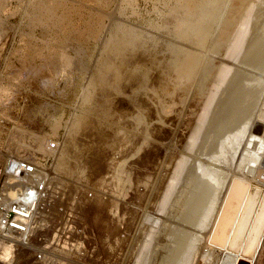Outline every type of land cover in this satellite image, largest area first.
<instances>
[{
  "label": "rangeland",
  "instance_id": "rangeland-1",
  "mask_svg": "<svg viewBox=\"0 0 264 264\" xmlns=\"http://www.w3.org/2000/svg\"><path fill=\"white\" fill-rule=\"evenodd\" d=\"M24 1L26 2L27 0ZM75 1L77 2L78 0ZM80 1L77 4H80L82 8V16L77 15L74 18V22L83 27L85 22L89 20L90 13L98 11L100 5L94 0H86V2L83 0L85 2H83L84 5ZM136 1H134V5L137 11L133 12L132 7L126 4V1L110 0L111 4L109 3V6L105 8L107 11L110 10V20L106 16L103 23L107 24L105 29L109 30L114 24H117L116 20H118V24L123 23L124 25H122H126L128 28L134 26L131 27L133 31L136 30L134 32L138 34L140 31V33L142 32L140 36H143L144 39L147 38L145 40L149 42H144V39L142 41L143 44L146 43L148 45L144 44L142 48L139 45L126 52L130 55L131 60L133 59L132 61L130 60V64L136 69L133 71H135V76H137H133L135 78L133 80L129 79L130 76L129 78L126 76L127 78L123 79L128 84L131 81H135L136 78L141 77L142 80L139 79L141 81L145 80L142 83H146V86L142 88L140 83L141 86L139 85L138 87L141 88H138L134 86L138 84L136 81L134 85L132 82L130 85H127L124 83L125 81L121 80L123 83L119 82V91L125 94L120 96L121 93L117 92L116 98L115 96L113 97L115 99L114 102H112L113 98L111 99L112 103L110 102L111 107L108 108L109 111L103 110L102 112L101 99L95 98V100L91 99L88 102L85 100L84 93L82 94V92H85L86 85L93 80L91 79V73H94L92 70L96 66L95 59L101 55V46L103 45L101 43L103 42L102 39L105 38V36L103 37L105 32L102 34L103 38L101 37L100 43L97 44L94 42L79 43L72 41V44H78L80 47L83 46L82 54H79V56L89 68L88 71L87 68L85 73L75 69L69 72V75L67 73L65 78L60 73V76L56 75L54 87L38 89L31 84L29 85L25 79L18 78L19 80L16 79V81L10 77V72L12 69L21 68L22 64L20 65L19 62L21 61L22 63L23 58H30L29 55L33 49V45L30 46L31 50L28 49L29 46L27 45L33 41L34 48L40 47L43 41L38 38L43 39L46 33L41 25L39 26L38 24L36 26L28 20L25 13L22 15L25 8L23 2H20V0H9L8 11H10V14L8 11H5L0 15L2 17L1 20H3H0V85H8L10 87L9 94H0V97L2 96L0 98L2 104L0 106V160L6 155L18 158L11 152L9 146H7L8 144L6 145L12 135V131L10 130L14 129L16 123L24 121L26 118L25 109L28 105L36 106L35 111L37 110L36 112L39 111L40 113H35V120L41 124L43 131L49 136V144L45 148V156L53 152L52 157L55 158V164L58 165H55V168L58 167V170H55L58 173L61 170L59 174L67 177V184L72 185V188L76 191H74V194L78 197L77 201L80 203L81 213L88 220L87 227L93 241L91 245L97 251L93 255L94 259L106 260L118 255L116 260L118 264H136L138 260L139 264H164L162 263L166 254L164 247L168 243L166 247L168 251L169 244L171 243V241H167L173 235L177 234L178 236L181 231H185L186 235L184 237L188 236V238H185L187 242H184L185 249L189 248L190 245L187 247V244H189L190 238L192 240V237L194 245H191L193 247L192 249L190 247V252L189 249L187 250L188 253L185 251V254H188V258L183 254L185 255L182 256L183 259L178 261L184 262L178 263L177 261L175 264H222L225 253H231L235 257V264H264V0H218V2L217 0H213L214 2L216 1L213 4L212 0H207V2H205L206 0H199L201 1L200 7H204L210 3L214 6L207 5V9L206 7L203 8L205 9L204 11L199 7L201 10H198L194 14L198 19L194 17L197 20L195 22L196 27L190 26L189 33L187 31L188 34L184 37V40L183 37H179L175 33L174 23L171 18L166 19L158 26L153 24L150 26V22L157 18L158 12L156 13V9H154L156 0ZM92 2L93 4H91ZM202 3H206V5ZM120 5L122 6L120 7ZM199 11H202L203 14ZM210 13L213 14L211 15ZM208 14L210 15L208 16ZM197 15L199 16L197 17ZM202 16L203 20H201ZM27 24H29V27ZM167 24L169 25L167 26ZM30 27L33 28L28 29ZM40 29L41 35L37 33ZM19 30H22V32H19ZM25 30H29V33ZM43 32L44 35H42ZM50 33L53 32L50 31ZM31 34L35 35L32 36L34 38L31 37ZM243 34L248 37L241 38ZM35 37L37 40H35ZM239 37L243 40H239ZM151 38L153 39L149 40ZM234 40L237 44H235ZM154 41H157L159 46ZM147 46L150 49L148 51ZM237 46L239 47L235 48ZM68 48L67 51L75 56L72 46ZM134 49H137V53H135ZM138 50H140V53ZM231 55L233 56L232 58ZM183 56L187 58L185 61L188 63L190 61L189 64L184 61ZM36 58L33 61L37 63L39 62V58ZM179 60H182L181 64ZM13 65H15L14 68ZM137 67H140L139 71ZM222 71H224L223 74H226L223 75ZM140 72L144 73L145 78L142 77L143 74ZM88 73L90 74L88 75ZM164 79L165 84L166 79H171L167 84L170 83V89L172 88L171 90L173 91V93L171 92L172 98H175L173 100L170 96L172 100L169 99L171 109L165 113V116L163 115L160 118L157 112L159 108L155 102L163 94L161 86L165 87L163 85ZM7 81L9 82L7 83ZM15 81L16 84L14 83ZM217 81L219 82L218 84H216ZM254 81L255 83H253ZM213 84H216L215 88ZM126 85L128 88H124ZM122 88L125 90L123 91ZM129 88L136 91L133 90L132 92ZM248 88L250 91H248ZM13 93H15L16 97ZM243 93L244 95H242ZM78 94H81V96H78ZM136 94L141 98L140 100H138V97L136 98L138 104L135 103V99L132 97ZM129 95L132 96L129 97ZM11 96L13 100H11ZM3 97H5L6 101ZM80 97L82 98L80 99ZM132 99L134 101L132 103H135L133 106L136 107L132 106ZM209 99L212 104L211 107L209 106L211 105ZM212 99L213 101H211ZM243 99H245V103ZM40 100L45 101L47 104L42 105V107L38 103ZM141 100L142 102H140ZM92 101L95 102L93 103ZM138 101L144 108L143 110L141 107V110H143L146 118L140 123L135 120L136 112L139 110ZM78 102L82 108L78 105ZM97 102H99V109L96 108L98 106ZM104 112L108 114L105 115ZM74 114L75 117H73ZM81 114H85L86 116ZM79 115L88 119L91 117L89 120H93L92 123L95 122L93 125L97 128L94 129L98 134V139L96 138L89 142L79 155H74L75 159L70 157V160H64L66 169L64 168L63 171L59 168V165L62 163L63 158H65L64 153L70 149L69 146H73V140L68 134L69 126H67V122H69L68 125H70V122L72 124L73 120L80 117ZM203 117L205 119H201ZM202 120L205 121L202 122ZM196 121L198 122L196 123ZM232 121L235 123L231 124ZM199 124L200 129L198 128ZM66 126L68 129L65 128ZM9 134L11 135L9 136ZM194 134L197 135L194 136ZM194 137L196 138L193 139ZM81 138L85 139L83 136ZM85 140L82 142H85ZM52 142H55L56 148H52ZM66 154L68 155V153ZM97 160L99 162H96ZM29 161L34 162L33 160ZM91 165L96 166L97 169H89ZM85 167L89 173H86ZM68 168L72 170L66 171ZM83 172H85V177L82 174ZM118 174L122 175L121 184L117 180ZM210 178L215 182L217 189L219 188L215 196L216 199H213L215 202L212 201L213 203L209 205L211 211L208 212L207 210L208 216L205 215L204 218H201L203 220H194L190 218L191 203L197 198L195 195L198 192L196 191H201L200 193L203 195L204 184ZM203 179L204 184L202 183ZM163 191H165L164 194ZM90 192H92V196H89ZM161 200L164 202L162 203ZM192 221L193 223H190ZM197 223H200V225ZM153 227L159 230L157 229V232L155 230L154 234L156 236L153 234L152 237L150 233L153 232ZM176 229L178 232H176ZM187 230H189V234H187ZM149 234L151 240L149 239ZM179 237L181 236L179 235ZM147 239L150 240L148 243L146 242ZM1 241L9 245H7L4 255L0 254V264H55L36 262L11 241L0 239ZM190 244L192 243L190 242ZM145 245L148 247L147 250L145 249L146 247L142 250ZM143 251L147 252H145L146 255ZM8 252L10 253L9 256ZM141 253L144 254H142V257H144L142 260L139 259L142 258L139 256ZM234 254H238L239 257L237 258ZM57 264L64 263L58 261Z\"/></svg>",
  "mask_w": 264,
  "mask_h": 264
},
{
  "label": "bare ground",
  "instance_id": "bare-ground-1",
  "mask_svg": "<svg viewBox=\"0 0 264 264\" xmlns=\"http://www.w3.org/2000/svg\"><path fill=\"white\" fill-rule=\"evenodd\" d=\"M24 0H20V2H23ZM72 1V2H71ZM27 0L26 2L24 1L23 3L25 4V8H24V12L22 13V15L25 13V15L28 17V20L31 22V23H34L36 26L39 24V26L41 25L43 28H44V31H45V37L43 38V39H41L40 37L38 38V36H37V38L39 39V40H41V41H43V43H42V45L41 46H43L42 48H41V46L40 47H35L34 48V42L32 41L31 43H29V45H27V46H29L28 47V49H30V46H32L33 47V49L31 50V52H30V58H23V60L22 59H20V60H22V63H21V61L19 62V64L21 65V68L20 69H17V68H15V69H12V71L10 72V77H12V78H14L15 80L16 79H18V78H22V79H25L26 81H28V84L30 85H32V86H34V87H37L38 89L39 88H52V87H54V85L56 84L55 83V80H56V75L57 76H60L59 74L60 73H62L63 75L62 76H64V78L67 76V75H69V72H72L73 70H75V69H77V70H79V71H82L83 73H85L86 72V68H87V71H88V67H87V65L85 64V62H84V60L82 59V58H80V56H79V54H82V50H83V44L81 45L82 47H80V46H78V44L76 45V44H72V41H75V42H79V43H82V42H94L95 44H97V43H100V39H102L104 36H105V38L104 39H102V43L101 44H103L101 47H102V52H101V55L99 56V58H97V59H95V64H96V66H94V70H92V71H94V73H91V75H92V78L91 79H93V80H91V82H89L88 83V85H86L85 84V82H84V84L86 85V90H85V92H82V94L84 93V98H85V100L86 101H91V99L93 100H95V98H99L98 100H100L101 99V101H102V103H100L101 104V109H102V112H103V110L104 111H106V112H108L109 110H108V108L109 107H111V105H110V102L112 101L111 99L115 96V98H116V93L118 92L119 94H120V96L122 95L123 96V94H125V93H123V92H121V91H119V88L120 87H118V85L122 82L121 80H123V79H125V78H127L126 76H128V78H129V76H130V78L129 79H131V80H133V79H135V78H133V76L134 77H136L135 76V74L136 73H134L135 71H133V70H136V69H134V67H132L131 66V64H130V60H131V57H130V55L129 54H127L126 52L127 51H130L131 49H133L134 47H136V46H139V47H141L142 48V46L144 45V44H146L147 42H149V41H146L145 39H147V38H143V36L141 37L140 35H142V32L140 33V31L138 32V34H137V32H134V31H136V30H134L133 31V28H131V27H134V26H130L129 28H128V26L126 27V25L125 26H123L122 24H118V20H116V23L117 24H114L109 30H107V29H105L106 28V25H105V23H103V20L105 19V17L108 19L109 17H110V10L109 11H107V10H105V8H107L108 6H109V3L111 4V2H110V0H94L98 5H100V8L98 9V11H93L92 9V11L93 12H91L90 13V18H89V20H87L86 22H85V25L83 26V27H80L79 25H78V23H75L74 22V18L77 16V15H81L82 14V8H81V6H80V4H77V2L78 1H80V0H78L76 3L74 2V0ZM82 1V5H84V3L86 2V0H85V2L83 1V0H81ZM80 1V2H81ZM124 1H126L127 3L126 4H128V5H130L131 7H132V9H133V12H136L137 10H136V6L134 5V1L135 2H137L136 0H124ZM213 1V0H212ZM220 1V0H219ZM19 2V1H18ZM84 2V3H83ZM94 2V3H95ZM114 2V1H113ZM112 2V3H113ZM204 2V1H203ZM205 2H207V0L205 1ZM209 2H211V1H209ZM216 2V1H215ZM214 1L212 2V4L213 3H215ZM217 2H218V0H217ZM22 3V4H23ZM79 3V2H78ZM88 3V2H87ZM155 3V2H154ZM158 3V4H157ZM199 3H200V5H199ZM10 3H9V0H0V15L1 14H3V12H5V11H8V5H9ZM23 4V5H24ZM91 4H93V2L91 3ZM156 5H154V9H156V13H157V18L154 20V21H151L150 23V26L153 24V25H160L163 21H165L166 19H172V21H173V25H174V30H175V33L179 36V37H183V40H184V37L185 36H187V34L189 33V28H190V26L191 27H196L195 26V22L198 20L197 18H196V16L194 15V14H196V12L198 11V10H201V9H203L204 7H206V9H207V5H211V3L210 4H207L206 5V3H202V4H204V5H206V6H204V5H202V6H204V7H200L201 6V1H199V0H156V3H155ZM217 4V3H216ZM21 5V4H20ZM88 5V4H87ZM95 5V4H94ZM125 5V4H124ZM86 6V5H85ZM90 6H92V5H90ZM89 6V7H90ZM112 6V5H111ZM122 5H120V7H121ZM212 6H214V5H211V7ZM253 6V5H252ZM19 7V6H18ZM83 7V6H82ZM201 9H200V8ZM87 8V7H86ZM93 8V7H92ZM209 8H210V6H209ZM208 8V9H209ZM17 9H19V8H17ZM21 9V8H20ZM96 9H97V6H96ZM212 9V8H211ZM249 9V8H248ZM247 9V10H248ZM16 10V9H15ZM23 10V9H22ZM86 10H88V9H86ZM85 10V11H86ZM205 9H203V11H204ZM12 12H13V10H11ZM20 11V10H19ZM10 11H8V13H9ZM11 12V13H12ZM21 12V11H20ZM200 12V11H199ZM199 12H198V14H199ZM207 12H208V10H207ZM209 12H211V11H209ZM213 12V11H212ZM249 12H250V10H249ZM264 12V11H263ZM113 13V12H112ZM200 13H202V11L200 12ZM205 13V12H204ZM262 13V12H261ZM5 14V13H4ZM10 14V13H9ZM86 14V13H85ZM203 14V13H202ZM201 14V15H202ZM211 15L213 14V13H210ZM210 14H208V16L210 15ZM263 14V13H262ZM8 15V14H7ZM88 15V14H87ZM200 15V16H201ZM247 15V14H246ZM250 15V14H249ZM249 15H248V17H249ZM5 16V15H4ZM82 16V15H81ZM85 16V15H84ZM114 16V15H113ZM199 15H197V17H198ZM204 16V15H203ZM203 16H202V19L201 20H203ZM197 19V20H195V18ZM253 17H255V16H253ZM88 18V17H87ZM118 18V17H117ZM204 18H205V16H204ZM2 19V17L0 16V20ZM24 19H26V18H24ZM23 19V20H24ZM114 19V18H113ZM250 19V18H249ZM109 20H110V18H109ZM200 20V21H201ZM245 20V19H244ZM1 21H3V20H1ZM148 21V20H147ZM199 21V22H200ZM260 21V20H259ZM78 22V21H77ZM110 22V21H109ZM202 22V21H201ZM261 22V21H260ZM80 23H82V22H80ZM248 23V22H247ZM1 24V23H0ZM3 24V23H2ZM25 24V23H24ZM245 24H246V22H245ZM35 25H34V27H35ZM128 25V24H127ZM164 25H165V23H164ZM169 24H167V26H168ZM199 25H201V24H199ZM199 25H197L198 27H199ZM255 25H256V23H255ZM25 26H26V24H25ZM27 26L29 27V24H27ZM162 26H163V24H162ZM153 27V26H152ZM161 27V26H160ZM243 27H244V25H243ZM246 27V26H245ZM18 28V27H17ZM31 28H33V27H30V28H28V29H31ZM38 28V27H37ZM131 28V29H130ZM136 28V27H135ZM143 28V27H142ZM158 28V27H157ZM169 28V27H168ZM257 28V27H256ZM259 28V27H258ZM42 29V28H41ZM41 29L39 30V32H37V33H41ZM106 31H105V30ZM137 29V28H136ZM141 29V28H140ZM161 29H162V27H161ZM163 29H165L164 27H163ZM194 29V28H193ZM242 29V28H241ZM23 30H24V28H23ZM139 30V29H138ZM142 30V29H141ZM171 30V29H170ZM169 30V31H170ZM240 30V29H239ZM247 30V29H246ZM26 31V30H25ZM24 31V32H25ZM50 31L51 32H53V33H50ZM107 31H109L108 33H106ZM162 31V30H161ZM187 31H188V33H187ZM248 31V30H247ZM246 31V32H247ZM19 32H22V30L20 31L19 30ZM23 32V33H24ZM27 33H29V30L28 31H26ZM30 32H31V30H30ZM106 34H105V33ZM146 32H147V30H146ZM145 32V33H146ZM244 32V31H243ZM255 32V31H254ZM262 32V31H261ZM27 33H26V35H27ZM104 33V35H103V37H102V34ZM140 33V34H139ZM144 33V34H145ZM248 33V32H247ZM6 34V33H5ZM148 34V33H147ZM158 34V33H157ZM242 34V33H241ZM23 35V34H22ZM34 35V34H33ZM32 34H31V37L33 36ZM41 35V34H40ZM42 35H44V32L42 33ZM150 35V34H149ZM236 35H238V34H236ZM239 35H240V32H239ZM257 35V34H256ZM30 36V35H29ZM35 36V35H34ZM53 36V37H52ZM147 37H148V35H146ZM154 36V35H153ZM242 37L241 38H243V37H248V36H245V34H243V35H241ZM251 36V35H250ZM258 36V35H257ZM264 36V35H263ZM21 37V36H20ZM26 37V36H25ZM42 37V36H41ZM102 37V38H101ZM144 37H145V35H144ZM150 37V36H149ZM173 37H174V35H173ZM176 37V36H175ZM237 37V36H236ZM32 38H34V37H32ZM31 38V39H32ZM154 38V37H153ZM153 38H151V39H149V40H152ZM157 38V37H156ZM178 38V37H177ZM187 38V37H186ZM193 38V37H192ZM240 37H239V40H243V39H241ZM246 38H244V39H246ZM250 38V37H249ZM23 39V38H22ZM144 39V40H143ZM253 39V38H252ZM1 40V39H0ZM24 40V39H23ZM35 40H37L36 39V37H35ZM145 42L146 41V43H144L143 44V41ZM164 40V39H163ZM174 40V39H173ZM248 40V39H247ZM25 41V40H24ZM153 42V41H152ZM156 42V45L158 44L157 43V41H154V43ZM159 42V41H158ZM187 42V41H186ZM234 42H235V44H237L236 43V41L234 40ZM241 42H243V41H241ZM41 43V42H40ZM150 43H151V41H150ZM35 44H37V43H35ZM39 44V43H38ZM44 44V45H43ZM162 44V43H161ZM245 44V43H244ZM146 45H148V44H146ZM167 45V44H166ZM234 45V44H233ZM71 47L72 46V50L74 49V52H75V56H73V55H71L70 54V52H68L67 51V48L68 47ZM151 46H152V44H151ZM157 46H159V44L157 45ZM156 46V47H157ZM26 47V46H25ZM31 47V48H32ZM138 47V48H139ZM161 47V46H160ZM239 46H237V47H235V48H238ZM243 47V46H242ZM145 48V47H144ZM144 48H143V50H144ZM166 48V47H165ZM68 49H70V48H68ZM99 49H100V47H99ZM146 49V48H145ZM177 49V48H176ZM21 50V49H20ZM135 50V53H137L136 52V50L137 49H134ZM148 50H150V49H148V46H147V51ZM182 50H183V48H182ZM232 50H233V48H232ZM236 50V49H235ZM234 50V51H235ZM242 50V49H241ZM98 51V50H97ZM140 50H138V52H139ZM145 51V50H144ZM4 52V51H3ZM17 52H19V50H17ZM16 52V53H17ZM21 52V51H20ZM171 52V51H170ZM178 52V51H177ZM229 52H231V51H229ZM240 52V51H239ZM258 52V51H257ZM263 52V51H262ZM261 52V53H262ZM140 53V52H139ZM138 53V54H139ZM148 53V52H147ZM156 53V52H155ZM175 53H176V51H175ZM151 54V53H150ZM179 54V53H178ZM177 54V55H178ZM182 54V53H181ZM235 54V53H234ZM258 54V53H257ZM263 54V53H262ZM157 55V54H156ZM168 55V54H167ZM180 55V54H179ZM185 55V54H184ZM236 55V54H235ZM235 55H234V57H235ZM239 55V54H238ZM5 56V55H4ZM134 56H135V54H134ZM133 56V57H134ZM170 56V55H169ZM173 56V55H172ZM187 56V55H186ZM262 56V55H261ZM17 57H19V56H17ZM36 57H38L39 58V62H34L33 60H34V58H36ZM132 57V58H133ZM184 57V61H185V59H187L185 56H183ZM183 57H182V59H183ZM188 57V56H187ZM233 56L231 55V58H232ZM89 58V57H88ZM37 59V58H36ZM154 59V58H153ZM171 59H172V57H171ZM177 59H179V58H177ZM235 59V58H234ZM257 59V58H256ZM133 60V59H132ZM131 60V61H132ZM170 60V59H169ZM192 60V59H191ZM258 60H259V58H258ZM147 61H148V59H147ZM175 61V60H174ZM180 61V60H179ZM195 61V60H194ZM193 61V62H194ZM18 62V61H17ZM181 62H182V60L180 61V64H181ZM186 63H188L187 61H185ZM185 62H183V63H185ZM257 62V61H256ZM179 63V62H178ZM185 63V64H186ZM189 63H190V61H189ZM188 63V64H189ZM11 64V63H10ZM14 64V63H13ZM196 64V63H195ZM5 65V64H4ZM138 65V64H137ZM14 66L15 65H13V68H14ZM19 66V65H18ZM17 66V67H18ZM189 66V65H188ZM254 66V65H253ZM90 67V66H89ZM183 67H185V66H183ZM182 67V68H183ZM19 68V67H18ZM139 68L140 67H137V69H138V71H139ZM225 68H226V66H225ZM254 68V67H253ZM186 69H187V65H186ZM230 69V68H229ZM228 69V70H229ZM2 70V69H1ZM223 70V69H222ZM225 70H227V69H225ZM224 70V71H225ZM232 70V69H231ZM90 71V70H89ZM133 71V72H132ZM146 71V70H145ZM185 71V70H184ZM187 71H189V70H187ZM186 71V72H187ZM224 71H222V74H223V72ZM142 72V71H141ZM140 72V73H141ZM161 72V71H160ZM191 72V71H190ZM68 73V74H67ZM90 73H88V75L90 74ZM134 73V74H133ZM147 73V72H146ZM145 73V74H146ZM165 73H166V71H165ZM173 73V72H172ZM181 73V72H180ZM67 74V75H66ZM141 74H143V76L142 77H144L145 78V76H144V73H141ZM221 74V73H220ZM226 74V73H225ZM225 74H223V75H225ZM66 75V76H65ZM70 75H71V73H70ZM165 75V74H164ZM186 75V74H185ZM246 75V74H245ZM131 76H132V78H131ZM220 76V75H219ZM69 77V76H68ZM170 77V76H169ZM225 77V76H224ZM224 77H221V78H224ZM228 77V76H227ZM226 77V78H227ZM11 78V79H12ZM141 79V77H138V78H136V82L138 83L137 85L135 84L134 85V83H135V81H131V80H129V81H131L132 83H133V85L134 86H136V87H138L139 85H140V83H141V87L143 88V87H145L146 85V83L144 84V83H142V82H144V81H141L140 79ZM155 78V77H154ZM164 78V77H163ZM162 78V79H163ZM175 78H176V76H175ZM220 78V79H221ZM236 78V77H235ZM248 78V77H247ZM19 80V79H18ZM76 80V79H75ZM138 80V81H137ZM167 81H166V84L164 83V81H165V79L163 80V85H165V87H162L161 85V88H163V89H161V92L163 93H161L162 95H161V97H159L158 98V100H157V98H156V104H157V107L159 108L158 110L159 111H157L159 114L158 115H160V118H161V116L163 117V115L165 116V113H167V112H169L170 111V109H171V103H170V100H171V98L173 97V95H172V93H173V91L170 89V83L169 84H167V82L169 81V80H171V79H166ZM225 80V79H224ZM241 80V79H240ZM242 80H243V78H242ZM249 80V79H248ZM17 81V80H16ZM16 81L14 82L15 84H16ZM22 81V80H21ZM125 81V82H124ZM141 81V82H140ZM154 81V80H153ZM227 81V80H226ZM225 81V82H226ZM229 81V80H228ZM9 81H7V83H8ZM25 82V81H24ZM120 82V83H119ZM123 82L124 83H126L127 81L126 80H123ZM122 82V83H123ZM130 82V83H131ZM174 82V81H173ZM130 83H128L129 85H130ZM219 82L217 81V83L216 84H218ZM230 83V82H229ZM228 83V84H229ZM237 83V82H236ZM244 83V82H243ZM250 83H251V81H250ZM253 83H255V81L253 82ZM252 83V84H253ZM261 83V82H260ZM9 84H11V83H9ZM24 84V83H23ZM127 84V83H126ZM127 84V85H128ZM160 84V83H159ZM188 84V83H187ZM216 84H213L214 85V88L216 87L215 85ZM4 85V84H3ZM127 85L124 87V88H126L127 87ZM158 85V84H157ZM172 86H173V84H171ZM239 85V84H238ZM0 86H2V85H0ZM8 86V85H7ZM6 85L5 86H2L1 88H0V94L2 95V94H9V92H10V87L8 86L7 87ZM13 86V85H12ZM63 86V85H62ZM133 86V87H134ZM166 86H169V87H166ZM218 86V85H217ZM225 86V85H224ZM237 86V85H236ZM244 86V85H243ZM14 88H16L15 86H13ZM20 87V86H19ZM141 87H138V88H141ZM219 87V86H218ZM233 87V86H232ZM261 87V86H260ZM23 88V87H22ZM73 88V87H72ZM84 88V87H83ZM82 88V89H83ZM128 88V87H127ZM132 88V87H131ZM131 88H129L130 90H131ZM155 88H157V87H155ZM213 88V89H214ZM220 88V87H219ZM250 88V87H249ZM248 88V89H249ZM252 88H253V85H252ZM251 88V89H252ZM37 89V90H38ZM123 89V88H122ZM216 89H218V88H216ZM241 89V88H240ZM245 89V88H244ZM247 89V88H246ZM14 90H16V89H14ZM13 90V91H14ZM17 90H19V89H17ZM29 90V89H28ZM41 90V89H40ZM39 90V91H40ZM63 90V89H62ZM65 90V89H64ZM68 90V89H67ZM75 90V89H74ZM125 89H123V91H124ZM133 90H135V89H133ZM133 90H131L132 92H133ZM158 90V89H157ZM160 90V89H159ZM215 90V89H214ZM222 90V89H221ZM228 90V89H227ZM84 91V90H83ZM136 91V90H135ZM144 91V90H143ZM212 91V90H211ZM217 91V90H216ZM248 91H250V89L248 90ZM257 91V90H256ZM52 92H53V90H52ZM63 92V91H62ZM66 92V91H65ZM127 92V91H126ZM130 92V91H129ZM150 92V91H149ZM159 92V91H158ZM172 92V93H171ZM176 92V91H175ZM221 92V91H220ZM233 92V91H232ZM242 92V91H241ZM12 93V92H11ZM16 93H18V92H16ZM28 93V92H27ZM59 93V92H58ZM64 93V92H63ZM62 93V94H63ZM144 93H145V91H144ZM146 93H147V91H146ZM213 93V92H212ZM14 95H15V93H13ZM50 94H51V92H50ZM131 94H134V93H131ZM174 94H176V93H174ZM221 94V93H220ZM246 94V93H245ZM14 95H13V97H14ZM52 95V94H51ZM137 95V94H136ZM136 95H134V96H132L135 100V103H137L136 101V98L138 97V95L136 96ZM157 95H158V93H157ZM210 95H211V93H210ZM213 95V94H212ZM242 95H244V93L242 94ZM252 95V94H251ZM9 96V95H8ZM31 96V95H30ZM78 96H81V94L79 95L78 94ZM83 96V95H82ZM126 96V95H125ZM130 95H129V97H131ZM136 96V97H135ZM170 96H171V98H170ZM175 96V95H174ZM239 96V95H238ZM246 96V95H245ZM10 97V96H9ZM15 97H16V95H15ZM77 97V96H76ZM118 97V96H117ZM207 97V96H206ZM212 97V96H211ZM224 97V96H223ZM231 97V96H230ZM243 97V96H242ZM248 97V96H247ZM250 97V96H249ZM258 97V96H257ZM0 98H2V96L0 97ZM5 97H3V99H4ZM7 98V97H6ZM28 98H29V96H28ZM82 97H80V99H81ZM121 98V97H120ZM144 98V97H143ZM175 98V97H174ZM174 98H172L173 100H174ZM229 98V97H228ZM227 98V99H228ZM16 99V98H15ZM79 99V98H78ZM77 99V100H78ZM118 99V98H117ZM141 98H139L138 97V100H140ZM170 99V100H169ZM211 99V98H210ZM210 99H209V103H210ZM214 99V98H213ZM213 99L211 100V101H213ZM223 99V98H222ZM246 99V98H245ZM245 99H243V102L245 103ZM5 100V99H4ZM8 100V99H7ZM11 100H13L12 99V96H11ZM114 98H113V101L112 102H114ZM232 100V99H231ZM240 100H241V98H240ZM248 100V99H247ZM6 101V100H5ZM4 101V102H5ZM81 101V100H80ZM86 101H85V103H86ZM88 101V102H89ZM133 101V99H132V101H131V104H132V106L135 104H133L132 102H134ZM172 101V100H171ZM230 101V100H229ZM93 103L95 102V101H92ZM91 102V103H92ZM111 102V103H112ZM139 102V101H138ZM140 102H142V100L140 101ZM139 102V106H138V111L136 112V118H135V120H137V122H142L143 121V119L145 118V114L143 113V110H144V108H143V106L141 105V103ZM220 102V101H219ZM236 102V101H235ZM248 102V101H247ZM250 102V101H249ZM7 103H8V101H7ZM6 103V104H7ZM41 106L42 105H46L47 103H45V101H42V100H40L39 102H38ZM93 103H92V105H93ZM98 103V104H97ZM96 104L98 105H96L97 107L96 108H98L99 109V102H97ZM128 103V102H127ZM204 103V102H203ZM208 103V102H207ZM207 103H206V105H207ZM217 103V102H216ZM238 103V102H237ZM6 104H5V106H6ZM26 104H27V102H26ZM34 104V103H33ZM37 104V103H36ZM35 104V105H36ZM81 104V103H80ZM84 104V103H83ZM88 104V103H87ZM142 104H144V103H142ZM147 104V103H146ZM211 104V103H210ZM2 104H1V99H0V106H1ZM8 105H10V104H8ZM38 105V104H37ZM71 105V104H70ZM78 105H79V102H78ZM130 105V104H129ZM222 105V104H221ZM221 105H219V106H221ZM251 105V104H250ZM11 106V105H10ZM53 106V105H52ZM80 107H81V105H79ZM82 106H84V105H82ZM201 106V105H200ZM205 106V105H204ZM210 107L212 106V104L211 105H209ZM216 106V105H215ZM7 107V106H6ZM14 107V106H13ZM43 107V106H42ZM93 107V106H92ZM91 107V108H92ZM133 107H136V106H133ZM141 107L143 108V110H141ZM145 107V106H144ZM221 107H223V106H221ZM35 108H36V106L34 107L33 105H28L27 106V108L25 109L26 110V118L24 119V121H22V122H18V123H16V125L14 126V129H12V130H10V131H12L11 132V134H9V136L11 135V138L9 139V143L7 142L6 143V145L7 146H9V148H10V150H11V152H13L14 153V155L15 156H17L18 158H20V159H25V160H33L34 162H38L39 161V159L40 158H42V157H44L45 156V148L47 147V144H49L48 143V138H49V136H47L46 135V133L43 131V129H42V126H41V124L40 123H37V121L35 120V113H38V112H36L35 111ZM56 108V107H55ZM75 108V107H74ZM73 108V109H74ZM82 108V107H81ZM220 108V107H219ZM225 108V107H224ZM233 108V107H232ZM234 108H235V105H234ZM239 108H241V106H239ZM248 108H250V107H248ZM45 109V108H44ZM76 109H77V107H76ZM83 109H85V108H83ZM87 109H89V108H87ZM86 109V110H87ZM112 109V108H111ZM6 110V109H5ZM38 110H40V108H38ZM85 110V111H86ZM89 110H91V109H89ZM88 110V111H89ZM94 110H95V107H94ZM134 110V109H133ZM136 110H137V108H136ZM208 110H209V107H208ZM207 110V111H208ZM228 110H230V109H228ZM234 110V109H233ZM236 110V109H235ZM237 110H238V108H237ZM241 110V109H240ZM100 111V110H99ZM111 111V110H110ZM201 111V110H200ZM214 111H216V110H214ZM83 112V111H82ZM96 112V111H95ZM97 112H98V110H97ZM106 112H104L105 113V115H107L106 114ZM145 112V111H144ZM208 112H210V111H208ZM224 112V111H223ZM237 112V111H236ZM242 112V111H241ZM40 113V112H39ZM42 113V112H41ZM47 113H49V112H47ZM73 113V112H72ZM75 113V112H74ZM100 113V112H99ZM103 113V114H104ZM111 113V112H110ZM135 113V112H134ZM200 113V112H199ZM243 113V112H242ZM3 114V113H2ZM76 115H77V113H75ZM75 114H74V116L73 117H75ZM80 114V113H79ZM87 114H89V113H87ZM203 114V113H202ZM227 114V113H226ZM230 114H231V112H230ZM229 114V115H230ZM1 115V114H0ZM9 115V114H8ZM81 115H85V114H81ZM81 115H79L80 117H77L75 120H73V122H72V124H71V122H70V125H68L69 124V122H67V126H69V136L72 138V144H73V146L71 147V146H69V148L70 149H68L65 153H64V155H65V158H63V161L65 160V161H67V160H70L71 158L70 157H73L74 155H79L80 154V152H82L85 148H86V146H87V144L89 143V142H91L92 140H94V139H98V134H97V132H96V130L94 129V128H96V127H94L95 125H93V124H95V122L94 123H92V121L93 120H89V119H91V117H89V119L88 118H86V117H83V116H81ZM99 115V114H98ZM101 115V114H100ZM112 115V114H111ZM204 115V114H203ZM238 115V114H237ZM242 115V114H241ZM240 115V116H241ZM243 115H245V114H243ZM40 116V115H39ZM42 116V115H41ZM44 116V115H43ZM49 116H50V114H49ZM86 116V115H85ZM132 116H133V114H132ZM7 117V116H6ZM52 117V116H51ZM72 117V116H71ZM226 117V116H225ZM231 117V116H230ZM41 118V117H40ZM53 118V117H52ZM224 118V117H223ZM10 119V118H9ZM14 119V118H13ZM74 119V118H73ZM121 119V118H120ZM146 119V118H145ZM197 119V118H196ZM201 119H205L204 117L203 118H201ZM200 119V120H201ZM134 120V119H133ZM220 120V119H219ZM227 120V119H226ZM70 121V120H69ZM72 121V120H71ZM205 121V120H204ZM203 120H202V122H204ZM146 122V121H145ZM144 122V123H145ZM198 121H196V123H197ZM207 122V121H206ZM217 122V121H216ZM234 121H232L231 122V124L233 123ZM15 123V122H14ZM218 123H220V122H218ZM229 123H230V121H229ZM235 123V122H234ZM135 124V123H134ZM201 124V123H200ZM200 124H199V129H200ZM211 124V123H210ZM224 124V123H223ZM227 124V123H226ZM56 125V124H55ZM100 125H102L101 123H100ZM131 125V124H130ZM205 125V124H204ZM65 127L66 129H68V127ZM97 126V125H96ZM198 126V125H197ZM227 126V125H226ZM231 126V125H230ZM53 127V126H52ZM51 127V128H52ZM101 127V126H100ZM103 127V126H102ZM206 128V127H205ZM228 128V127H227ZM97 129V128H96ZM226 129V128H225ZM257 130H258V128H256ZM255 129V130H256ZM55 130V129H54ZM9 131V132H10ZM68 131V130H67ZM201 131V130H200ZM101 132V131H100ZM198 132V131H197ZM199 133V132H198ZM200 134V133H199ZM101 135V134H100ZM195 135H197V134H194V136ZM57 136V135H56ZM81 136H83L85 139H87V140H85V139H83V138H81ZM114 136V135H113ZM100 137V136H99ZM196 137H194L193 139H195ZM51 141H52V139H50ZM69 140V139H68ZM85 140V142H82V141H84ZM117 140V139H116ZM51 141H49V142H51ZM191 141V140H190ZM107 142V141H106ZM71 143V142H70ZM191 143V142H190ZM195 143H196V140H195ZM110 144V143H109ZM192 144V143H191ZM69 145H71V144H69ZM106 145V144H105ZM133 146V145H132ZM66 147H68V146H66ZM8 148V147H7ZM60 149V148H59ZM66 149V148H65ZM64 149V150H65ZM10 152V153H11ZM2 153V152H1ZM46 153H47V151H46ZM66 153H68V155L66 154ZM116 153V152H115ZM5 154H7V153H5ZM83 154V153H82ZM63 155V156H64ZM119 155V154H118ZM67 156H69V157H67ZM1 157H2V155H1ZM74 159H75V157H73ZM79 158V157H78ZM95 160V159H94ZM255 160H256V158H255ZM62 161V163L59 165V168L60 169H66V167H65V161L63 162ZM78 161V160H77ZM180 161V160H179ZM184 162H185V160H183ZM69 162V161H68ZM76 162V161H75ZM96 162H99L98 160L96 161ZM115 162V161H114ZM55 163L53 164V167H52V170H53V174H54V178H56V179H58V177L59 178H61L62 179V181L66 184V186H68V188H69V185L70 184H67V181H68V178L67 177H65V176H63V175H60L59 173H61L60 171H59V173L56 171V170H58V167L57 168H55ZM56 166H58V165H56ZM68 166H72V165H68ZM67 166V167H68ZM79 166V165H78ZM179 166V165H178ZM74 167V166H73ZM179 167H181V166H179ZM78 168V167H77ZM76 168V169H77ZM84 168V167H83ZM93 169V170H96L97 168H96V166H93V165H91V167L89 166V169ZM56 169V170H55ZM85 169H86V167H85ZM69 170H72L71 168H68L66 171H68L69 172ZM78 170V169H77ZM88 169H86L85 171H86V173L88 172L89 173V171H87ZM92 170V171H93ZM64 171V170H63ZM84 171V170H83ZM174 171H175V169H174ZM71 172V171H70ZM77 172V171H76ZM94 172V171H93ZM177 172V171H176ZM73 173V172H72ZM72 173H70V174H72ZM85 172H83L82 174L84 175V177H85V174H84ZM183 173V172H182ZM81 174V175H82ZM174 174V173H173ZM66 175V174H65ZM74 175V174H73ZM94 175V174H93ZM214 175V174H213ZM75 176V175H74ZM78 176V175H77ZM202 176V175H201ZM82 177V176H81ZM87 177V176H86ZM89 177H90V175H89ZM177 177V176H176ZM103 178H105V177H103ZM203 178V177H202ZM213 178V177H212ZM82 179V178H81ZM124 179V178H123ZM70 180V179H69ZM85 180H87V179H85ZM117 180H118V183L119 184H121V180H122V175L121 174H118L117 175ZM125 180V179H124ZM176 180V179H175ZM179 180V179H178ZM209 181H207L206 180V183L204 184L203 182H204V179H203V181H202V183L204 184V187H203V185H202V187L204 188V193H203V195L200 193L201 191H196V192H198V194L196 193V200L194 199V202H192L191 200H190V202H192L191 204H192V209H191V217L190 218H192V219H194V220H197V219H199V220H203V219H201V218H204L205 217V215L206 216H208L207 215V210H208V212H210L211 211V209H209V205L211 204V203H213L212 201H214L215 202V200H213V199H216L215 198V196H216V193H218L217 191H218V189H217V187H216V184H215V182H213L212 181V179L210 178V179H208ZM211 180V181H210ZM215 180V179H214ZM217 180V179H216ZM73 181H74V179H73ZM91 181V180H90ZM114 181V180H113ZM218 181V180H217ZM71 182V181H70ZM84 182V181H83ZM86 182V181H85ZM94 182V181H93ZM177 182V181H176ZM178 182H180V181H178ZM104 183V182H103ZM218 183V182H217ZM220 183V182H219ZM99 184H100V186H101V183L99 182ZM201 185V184H200ZM199 185V186H200ZM218 185V184H217ZM93 186V185H92ZM198 186V187H199ZM115 187V186H114ZM170 187V186H169ZM105 188V187H104ZM201 188V187H200ZM199 188V189H200ZM167 189V188H166ZM171 189V188H170ZM198 189V190H199ZM202 189V188H201ZM91 190V189H90ZM168 190V189H167ZM172 190H174V189H172ZM195 190V189H194ZM69 194L71 195V197L69 198L70 200H71V202H76V206L74 207V217H76V219L78 218V220H80V221H83L84 223H85V226L87 227L88 226V220H87V218H86V216L83 214V213H81V208H80V203H79V201H77V196H76V194H74L76 191H75V189L74 188H72V185H70V188H69ZM75 191V192H74ZM203 191V190H202ZM164 192L165 191H163V194H164ZM173 192V191H172ZM103 194V193H102ZM117 194V193H116ZM167 194H169V193H167ZM193 194V193H192ZM201 194V195H200ZM99 195V194H98ZM170 195V194H169ZM169 195H168V197H169ZM197 195H199V196H197ZM171 196V195H170ZM161 197H163V196H161ZM161 199V198H160ZM164 199V198H163ZM192 199V198H191ZM79 200V199H78ZM96 200H98V199H96ZM169 200V199H168ZM161 202H162V200H161ZM164 202V201H163ZM162 202V203H163ZM95 203V202H94ZM99 203H100V201H99ZM102 203V202H101ZM85 204V203H84ZM96 204V203H95ZM162 205V204H161ZM169 205V204H168ZM213 206H214V204H213ZM160 207V206H159ZM162 207V206H161ZM211 207V206H210ZM94 208V207H93ZM93 208H91V209H93ZM167 208V207H166ZM212 208V207H211ZM95 209V208H94ZM98 209V208H97ZM189 209V208H188ZM93 211V210H92ZM91 211V212H92ZM95 212V211H94ZM187 212V211H186ZM189 212V211H188ZM187 214V213H186ZM186 216H188V215H186ZM190 218H188V219H190ZM183 219V218H182ZM193 220V221H194ZM199 220H197V221H199ZM208 220V219H207ZM185 221H186V219H185ZM188 221V220H187ZM191 221V220H190ZM193 221L192 222H190V223H193ZM202 222H204V221H202ZM200 223H201V221H200ZM200 223H197V224H199L200 225ZM186 224H189V223H186ZM203 224V223H202ZM177 225H181V224H177ZM194 225H195V223H194ZM188 226V225H187ZM186 227V226H185ZM154 228V227H153ZM156 228V227H155ZM154 228V230H153V232L152 233H150V234H152L151 236L153 237V234L155 233L154 231L156 230V232H157V229H155ZM191 228V227H190ZM174 229V228H173ZM185 229V228H184ZM192 229V228H191ZM194 229V228H193ZM88 230H89V228H88ZM159 230V229H158ZM177 230V229H176ZM180 231H181V229H180ZM179 231V232H180ZM189 230H187V232H188ZM159 232V231H158ZM176 232H178V230L176 231ZM169 233V232H168ZM173 233V232H172ZM175 233V232H174ZM184 233V234H183ZM186 232L184 231H181L180 233H179V235L181 236V237H179V235L177 236V234L176 235H173L172 237H171V239L169 240V241H167V242H170L171 241V243L169 244V250L167 251V244H166V247H164L165 249H166V254H165V256H164V261L162 260V263H164V264H171V263H174L175 264V262H177L178 260H180V259H183V257L182 256H185L186 255V257H187V250L189 249V252H190V250L192 249V247L193 246H191V245H194L193 243H194V241L192 242V240H194L193 239V237H192V240H190L189 239V244H187V243H185V244H187V247H188V245H190L189 246V248H187V250L185 249V245H184V242L186 241V239L185 238H188V236L187 237H184V235H186L185 234ZM150 234H149V236H150ZM187 234H189V232L187 233ZM155 235V234H154ZM151 236H150V240H151ZM156 236V235H155ZM171 236V235H170ZM190 237H191V235H190ZM168 238V237H167ZM0 239H4V240H8V239H5V238H2V237H0ZM44 238H43V235H40L39 233L38 234H34L33 235V237L31 238V244H35V245H38V244H40V245H42V244H44L43 243V240ZM164 239V238H163ZM166 239V238H165ZM150 240H146V242L148 243V241H150ZM155 240V239H154ZM8 241H11V240H8ZM161 241V240H160ZM12 243H14L21 251H23V252H25V253H27L29 256H31L36 262H49V263H55V264H57V262L58 261H62L64 264H68V263H70V264H75L72 260H70V259H68L66 256H52V257H46L45 259H43V260H39L36 256H35V250L34 249H32L30 246H24V245H21V244H17L16 242H14L13 240L11 241ZM187 242V241H186ZM190 242L192 243V244H190ZM163 243V244H164ZM146 244V243H145ZM7 245H9L8 243H6V242H3V241H1L0 242V254H3L4 255V252L6 251V249H7ZM65 245V246H64ZM73 244H70V243H65V244H63V248H66V247H73L72 246ZM147 245V244H146ZM146 245L145 246H143V249L142 250H144V247H146ZM165 246V245H164ZM190 247H191V249H190ZM147 248L148 247H146L145 249L147 250ZM163 249V248H162ZM12 251V250H11ZM185 251L187 252L186 254H185ZM10 252V251H9ZM8 252V253H9ZM64 252V254H69L70 253V251L69 250H64L63 251ZM144 252V254H145V252L146 251H143ZM207 252H208V249H207ZM147 253V252H146ZM21 254V253H20ZM142 254L143 253H141L139 256H141L142 257ZM143 254V255H144ZM183 254H185V255H183ZM10 255V253L8 254V256ZM14 255V254H13ZM19 255V254H18ZM89 255V252H87V253H80V255H78V257L80 258V260H82V261H84L85 260V258L87 257ZM146 255V254H145ZM162 255H164V254H162ZM235 255V254H234ZM1 256V255H0ZM237 258L239 257V255L238 254H236L235 255ZM2 257H4V256H2ZM163 257V256H162ZM23 258V257H22ZM36 258V259H35ZM117 258H118V255L117 256H112V257H110V259H106V260H99V263L100 264H112V263H109V262H114V264H118L117 262H116V260H117ZM185 258V257H184ZM188 258V257H187ZM139 259H144V257H142V258H139ZM235 259V257L231 254V253H225L224 254V256H223V262H222V264H235L234 263V260ZM2 260V259H1ZM8 260V259H7ZM64 260H67V261H64ZM95 260H98V259H95ZM141 260H140V262H141ZM10 261V260H9ZM253 261V260H252ZM23 262V261H22ZM160 262V261H159ZM180 262H184V261H180ZM179 261H178V263H180ZM15 263V262H14ZM25 263V262H24ZM177 263V264H178ZM254 263H255V261H254ZM136 264H139V260H138V263L136 262Z\"/></svg>",
  "mask_w": 264,
  "mask_h": 264
},
{
  "label": "built area",
  "instance_id": "built-area-1",
  "mask_svg": "<svg viewBox=\"0 0 264 264\" xmlns=\"http://www.w3.org/2000/svg\"><path fill=\"white\" fill-rule=\"evenodd\" d=\"M56 146L52 142V148ZM52 155L48 153L37 163L12 155L0 160V237L30 246L39 260L66 256L75 264H100L93 256L97 251L88 227L74 217L76 202L69 199L70 185L54 178ZM38 233L44 244H31ZM65 243L73 247L63 248ZM81 252H90L84 261L78 257Z\"/></svg>",
  "mask_w": 264,
  "mask_h": 264
}]
</instances>
